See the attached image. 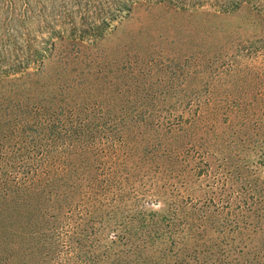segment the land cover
<instances>
[{
  "label": "trees",
  "instance_id": "1",
  "mask_svg": "<svg viewBox=\"0 0 264 264\" xmlns=\"http://www.w3.org/2000/svg\"><path fill=\"white\" fill-rule=\"evenodd\" d=\"M204 16L0 0V264H264V66L249 44L205 79Z\"/></svg>",
  "mask_w": 264,
  "mask_h": 264
},
{
  "label": "rangeland",
  "instance_id": "2",
  "mask_svg": "<svg viewBox=\"0 0 264 264\" xmlns=\"http://www.w3.org/2000/svg\"><path fill=\"white\" fill-rule=\"evenodd\" d=\"M175 1L186 3L194 9H197L199 12L205 14L203 19H200L202 27L200 31L187 30L186 33H183L187 35L185 40L187 39V41H189L190 39H193V43L196 41L200 44V48H193V51L190 56L193 57L194 55L198 54L199 59H201L200 57H202L203 62L201 64V70L204 73L203 75L205 79L209 76V71L211 70H208V67L211 66V62L213 60H219L222 58V60L218 61L217 64H215L216 66L221 65L222 61H224L225 63H230V59H233L237 55L238 51H241V49H243L249 44H253L259 49L257 57L251 59L247 58L248 60L244 59L243 57H238V60L243 63H246V65H250V67L252 68L258 67L260 70H263L262 67L264 66V0ZM238 3H241V6L235 11V13L230 15V10H233L232 8H234ZM137 9L138 10L134 11V18L136 15H142L143 13L142 9ZM224 9H229V11H227L228 14H222V11H224ZM121 29L122 28L119 29V32ZM174 34H176V32L171 33L170 35ZM116 37L117 36H111L107 39V41H109V39L111 38L110 42H112V45L114 46L115 43H117V41H115ZM158 49L159 48L156 47L155 50ZM160 51L164 55L169 57L170 61H177L176 57L169 53L167 50L160 49ZM216 52L217 54H215ZM159 56L160 54L157 53L158 58ZM159 60L163 59L159 58ZM244 77L247 78L249 82H252L253 76L242 74L239 79H243ZM261 78V81H264V75ZM224 80L230 82L236 79L233 77H225ZM254 80L256 82V79ZM214 83L217 84L216 82ZM232 83L233 82L227 85H231ZM189 84L190 88L196 84L197 89L201 87V80H190ZM190 90L191 89H189V91ZM247 91L251 92L252 90ZM238 93V91L234 90V94ZM206 161L212 167L210 169L211 175H214L215 171H217L218 173L220 172L219 175L221 174V164L217 157H213L210 159L206 158ZM202 180L204 185H207L209 181L208 178L204 177L202 178Z\"/></svg>",
  "mask_w": 264,
  "mask_h": 264
}]
</instances>
